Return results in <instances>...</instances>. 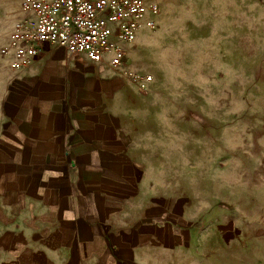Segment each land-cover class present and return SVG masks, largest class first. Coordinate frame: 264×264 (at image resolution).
I'll use <instances>...</instances> for the list:
<instances>
[{"label": "rangeland", "instance_id": "1", "mask_svg": "<svg viewBox=\"0 0 264 264\" xmlns=\"http://www.w3.org/2000/svg\"><path fill=\"white\" fill-rule=\"evenodd\" d=\"M146 1L160 13L128 54L153 80L135 122L158 221L174 227L139 264H264V0ZM19 3L0 0V49Z\"/></svg>", "mask_w": 264, "mask_h": 264}, {"label": "crops", "instance_id": "2", "mask_svg": "<svg viewBox=\"0 0 264 264\" xmlns=\"http://www.w3.org/2000/svg\"><path fill=\"white\" fill-rule=\"evenodd\" d=\"M132 47L114 66L46 44L11 70L0 102V264H139L173 232L144 180L146 126L135 119L153 80L141 90L126 76L144 74L129 63Z\"/></svg>", "mask_w": 264, "mask_h": 264}, {"label": "built area", "instance_id": "3", "mask_svg": "<svg viewBox=\"0 0 264 264\" xmlns=\"http://www.w3.org/2000/svg\"><path fill=\"white\" fill-rule=\"evenodd\" d=\"M19 11L0 49L10 70L43 54L46 44L94 62L109 58L112 65H121L126 47L142 29H154L160 13L146 0H20ZM125 74L141 90L152 80L132 69Z\"/></svg>", "mask_w": 264, "mask_h": 264}]
</instances>
